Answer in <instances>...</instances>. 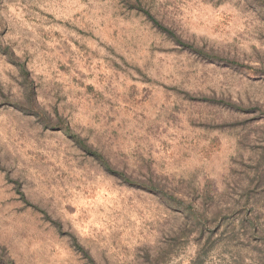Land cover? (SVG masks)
Returning <instances> with one entry per match:
<instances>
[{
	"label": "rangeland",
	"instance_id": "374dc122",
	"mask_svg": "<svg viewBox=\"0 0 264 264\" xmlns=\"http://www.w3.org/2000/svg\"><path fill=\"white\" fill-rule=\"evenodd\" d=\"M263 238L264 0H0V264H264Z\"/></svg>",
	"mask_w": 264,
	"mask_h": 264
},
{
	"label": "trees",
	"instance_id": "16d2710c",
	"mask_svg": "<svg viewBox=\"0 0 264 264\" xmlns=\"http://www.w3.org/2000/svg\"><path fill=\"white\" fill-rule=\"evenodd\" d=\"M21 68L24 70V72H27V71H26V67L23 66L22 64H21ZM28 103L30 104V107H32V108H37V105H36V99H35V96H34V92H33L32 87H30V96H29V102H28ZM66 131H67V132L70 131L69 127H66ZM263 240H264V238H263ZM262 253H263V255H264V251H262Z\"/></svg>",
	"mask_w": 264,
	"mask_h": 264
}]
</instances>
